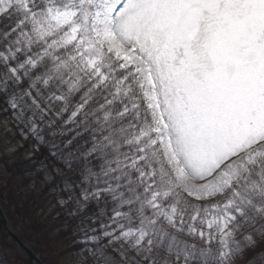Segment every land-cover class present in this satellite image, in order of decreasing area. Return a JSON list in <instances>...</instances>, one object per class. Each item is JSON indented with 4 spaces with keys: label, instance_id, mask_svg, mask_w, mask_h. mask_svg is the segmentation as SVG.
Instances as JSON below:
<instances>
[{
    "label": "snow or ice",
    "instance_id": "1",
    "mask_svg": "<svg viewBox=\"0 0 264 264\" xmlns=\"http://www.w3.org/2000/svg\"><path fill=\"white\" fill-rule=\"evenodd\" d=\"M13 184L58 264H264V0H0Z\"/></svg>",
    "mask_w": 264,
    "mask_h": 264
},
{
    "label": "trees",
    "instance_id": "2",
    "mask_svg": "<svg viewBox=\"0 0 264 264\" xmlns=\"http://www.w3.org/2000/svg\"><path fill=\"white\" fill-rule=\"evenodd\" d=\"M24 168L30 169L31 165L27 161L15 160V164H12L10 166V171L15 175H21ZM31 186L32 185H29L27 182L23 185V187H31ZM0 199H1V203H3V206L6 209L7 216L9 218V220L17 228H19V225L21 224L24 227L23 233H25V230H26L28 232L31 231V234H32V231L37 229V228L40 231L44 229V226H43L44 224H41V222L35 216L32 215V210L34 209L35 204L37 202H39L40 200H37L35 202H25L23 208L19 207L18 206L20 204L19 191L16 188L15 184L11 185L7 189L6 195H5V190L3 188H0ZM12 208H14V210H12ZM25 221H28V223H25ZM3 233L6 234L4 231L2 223L0 222V234L3 235ZM47 236L50 238V240H53V238L50 237V234H47ZM25 239L34 245V242L30 238L25 237ZM23 241H25V240H23ZM38 241L41 243L42 239H41V241H40V239ZM52 243H53V245L56 246V248L58 250V245L56 243V239ZM2 244H3V242H2ZM41 244H39L37 246L35 245V247H37L39 249L41 247ZM55 252H57V251H55ZM42 254H43L44 259L46 258V256H48L45 254L44 250L42 251ZM45 261H46V259H45ZM46 262H48V260ZM2 263H3L2 260H0V264H2ZM52 264H58V261L56 260L55 263H52Z\"/></svg>",
    "mask_w": 264,
    "mask_h": 264
},
{
    "label": "rangeland",
    "instance_id": "3",
    "mask_svg": "<svg viewBox=\"0 0 264 264\" xmlns=\"http://www.w3.org/2000/svg\"><path fill=\"white\" fill-rule=\"evenodd\" d=\"M14 159L18 160V161H25L23 153L17 154ZM0 202H1V199H0ZM40 206H42V200H40L39 202H37L35 204L34 209H36ZM1 207L4 210V212L7 214L6 209L3 206V203H1ZM12 210H14V208H12ZM25 223H28V221H25ZM12 228L15 231H17L19 236H21L22 239L24 238L23 240H25L26 242H28V241L25 239V237L30 238L34 242V245L31 242H28V243L30 244V246L32 248H34L41 255V259L45 264L55 263V261L57 260L58 250H57L56 246L53 245V243H52L55 241L56 238L53 237V235L50 231H45L44 229L40 231L37 228V229L32 231V234H33L32 235L31 231L28 232L25 230V233H23L24 227L21 224L19 225V228H17L13 224ZM47 234H50V237L53 238V240H50V238L47 236ZM39 239H40V241L42 239V241L44 243L42 241H41V243L43 245L38 241ZM0 240H1L0 241V260H2V262L4 264H30V261H29L27 255L24 252L18 250V248L14 245V243L12 242L10 237L8 238V236L3 233V236L1 235ZM2 242H3V244H2ZM39 244H41V247L39 248L40 250L37 247H35V245L37 246ZM41 250L42 251L44 250L45 254L48 255L45 258L46 261L48 260V262H46L45 259L43 258V254H42ZM55 251H57V252H55Z\"/></svg>",
    "mask_w": 264,
    "mask_h": 264
},
{
    "label": "water",
    "instance_id": "4",
    "mask_svg": "<svg viewBox=\"0 0 264 264\" xmlns=\"http://www.w3.org/2000/svg\"><path fill=\"white\" fill-rule=\"evenodd\" d=\"M0 219L2 223L4 224L6 230L8 231L9 235L11 236V238L15 241V243L19 247V249L28 255V257L30 258L31 264H45L42 261L40 254L35 253L29 244H24L21 242L16 232L11 227V224L9 223L7 217L5 216V213L1 205H0Z\"/></svg>",
    "mask_w": 264,
    "mask_h": 264
}]
</instances>
